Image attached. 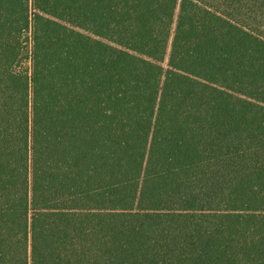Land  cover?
I'll return each instance as SVG.
<instances>
[{
    "label": "trees",
    "instance_id": "trees-1",
    "mask_svg": "<svg viewBox=\"0 0 264 264\" xmlns=\"http://www.w3.org/2000/svg\"><path fill=\"white\" fill-rule=\"evenodd\" d=\"M0 264H264V0H0Z\"/></svg>",
    "mask_w": 264,
    "mask_h": 264
},
{
    "label": "rangeland",
    "instance_id": "rangeland-1",
    "mask_svg": "<svg viewBox=\"0 0 264 264\" xmlns=\"http://www.w3.org/2000/svg\"><path fill=\"white\" fill-rule=\"evenodd\" d=\"M207 5L211 6L212 8H217L215 3H213V4L207 3ZM165 63H166V60L163 62L164 66H165Z\"/></svg>",
    "mask_w": 264,
    "mask_h": 264
}]
</instances>
